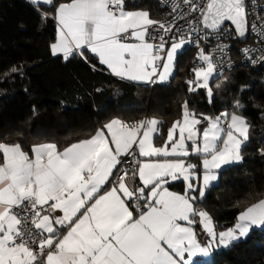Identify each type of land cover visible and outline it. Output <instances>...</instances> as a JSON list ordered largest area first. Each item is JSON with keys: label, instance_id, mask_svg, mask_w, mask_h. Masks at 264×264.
Segmentation results:
<instances>
[{"label": "snow or ice", "instance_id": "obj_1", "mask_svg": "<svg viewBox=\"0 0 264 264\" xmlns=\"http://www.w3.org/2000/svg\"><path fill=\"white\" fill-rule=\"evenodd\" d=\"M25 2L41 22L50 14L44 6L55 8L52 56L90 63V53L122 80L167 82L179 51L195 34L200 63L185 83L190 93L205 89L209 104L214 101L209 81L222 75L229 47L221 40L244 39L249 27L264 39V15L249 25L248 0H159L171 19L151 18L134 0L131 7L130 0ZM210 38L215 47L205 52L201 41ZM241 52L253 65L264 62V48ZM243 107L236 100L234 111L210 116L184 101L180 119L159 146L163 121L156 117L132 124L113 118L63 150L41 143L27 152L19 143L0 141V264H193L192 258L208 257L211 248L228 247L254 226L264 227V199L219 233L198 206L217 180L216 170L244 159L252 125ZM129 156L131 170L124 167ZM174 182L184 184L183 193L170 190ZM196 224L209 238L203 243Z\"/></svg>", "mask_w": 264, "mask_h": 264}, {"label": "trees", "instance_id": "obj_2", "mask_svg": "<svg viewBox=\"0 0 264 264\" xmlns=\"http://www.w3.org/2000/svg\"><path fill=\"white\" fill-rule=\"evenodd\" d=\"M63 2L67 0H54L57 6ZM135 5L154 17L158 14L152 0H137ZM43 11L50 14L41 22L40 14L25 0H0V141L19 143L27 152L37 143H55L62 150L89 139L113 118L132 124L156 117L163 121L160 139L155 140L159 146L180 119L184 101L197 113L214 116L234 111L239 100L244 106L241 114L252 125L244 159L220 171L218 184L207 190L198 206L217 228H225L264 199V66L216 76L210 84L214 101L209 104L204 90L190 93L185 83L194 75L193 49L177 55L174 75L167 83L153 88L132 84L108 74L90 54V63L79 56L68 62L52 56L50 44L55 42L57 26L50 16L55 8L44 6ZM91 65H96L95 70ZM13 68L18 71L12 72ZM170 190L181 193L184 185L173 183ZM195 264H264V227L214 252L211 263Z\"/></svg>", "mask_w": 264, "mask_h": 264}, {"label": "built area", "instance_id": "obj_3", "mask_svg": "<svg viewBox=\"0 0 264 264\" xmlns=\"http://www.w3.org/2000/svg\"><path fill=\"white\" fill-rule=\"evenodd\" d=\"M152 2L156 5L158 9V19H171V17L166 16V13L169 11L167 7H161L159 0H152ZM248 7H249V25L251 23L257 21V16L264 14V0H248ZM49 17V16H48ZM185 22L183 20L178 21L179 25H183ZM234 32V30H233ZM193 42L188 43L186 48L187 49H193L195 51V59H194V66L196 64L200 63L197 60V53L198 48L196 47L195 40L198 39L195 34L192 35L190 38ZM158 43V41H157ZM221 43L229 45L227 49V55L223 56L222 59L225 61V63L222 66V75L230 73L238 68H252V69H258L264 66V62L257 61L255 65H253L249 60H247L244 55L241 52V49L243 48H256L261 49L264 48V39L258 37L257 35L253 34L251 32V29L249 27V33L247 40L243 43L239 42L236 38H224L221 40ZM216 41L213 39H209L208 42L201 41V46L205 49V52H208L211 50V48L215 47ZM253 57L258 55V53H253ZM231 61V67L228 66V61ZM216 76H221L220 74H217ZM155 84H148L147 87L153 88ZM140 159V157H138ZM128 170H131L134 167V164L132 162L131 156L126 158V163L124 165ZM137 183H139L137 181ZM143 201H141V204Z\"/></svg>", "mask_w": 264, "mask_h": 264}, {"label": "crops", "instance_id": "obj_4", "mask_svg": "<svg viewBox=\"0 0 264 264\" xmlns=\"http://www.w3.org/2000/svg\"><path fill=\"white\" fill-rule=\"evenodd\" d=\"M135 1H137V0H134V2ZM129 4L131 5V0H130V2H129ZM131 7V6H130ZM139 8H141V7H139ZM141 9H144V8H141ZM145 10H148V9H145ZM149 11V10H148ZM150 12V11H149ZM54 17H55V12L53 13V15L52 16H50V18L55 22V24H56V26L58 27V25H57V22H56V20L54 19ZM157 17V18H156ZM156 17H154L152 14H151V18H153V19H158V14L156 15ZM90 54V53H89ZM91 56H93L92 54H90ZM94 57V56H93ZM97 60V59H96ZM97 62H98V60H97ZM106 71H107V73L108 74H110L111 76H113V77H115V78H117V79H120V78H118V77H116V76H114V75H112L111 73H110V70H107V68H106V66H103V65H101ZM120 80H122V79H120ZM122 81H126V82H129V83H132V84H136V85H143V86H147L148 84H145V83H143V82H133V81H128V80H122ZM169 81V80H168ZM167 81V82H168ZM167 82H163V83H156V84H164V83H167ZM5 143H7V142H5ZM9 144H13V143H10V142H8ZM75 143H77V142H75ZM38 144H41V143H37V144H35V145H38ZM63 150V149H62ZM146 158H144V157H140V160H145ZM187 159V158H186ZM235 164H238V163H235ZM232 165H234V164H232ZM232 165H230V166H232ZM227 167H229L228 165H225V166H222V168L221 169H218V170H216V172H217V176H218V178H217V180L216 181H213L212 183H211V185L209 186V188L210 187H212V186H215L216 184H218V182H219V179H220V176H219V173H220V171H222L223 169H225V168H227ZM202 182V181H201ZM174 183H177V182H174ZM184 185V184H183ZM198 186H199V184H198ZM105 187H109L108 185H105ZM208 188V189H209ZM207 189V190H208ZM207 190H206V192H207ZM181 193H183V192H181ZM205 195H206V193H205ZM198 219V218H197ZM194 227L196 228V230H197V232L199 233V236H198V238L200 239V241H201V230H199V226H198V224H196V225H194ZM255 228H260V227H253V229H255ZM252 229V230H253ZM252 230H250V232L252 231ZM249 232V233H250ZM248 236V235H247ZM246 236V237H247ZM246 237H244V238H241L240 240H243V239H245ZM202 242V241H201ZM187 258V257H186ZM192 260H193V264H195L196 262H199L200 260H201V262H205V263H209L208 261V259L207 258H205V257H200V256H197V257H194V258H192Z\"/></svg>", "mask_w": 264, "mask_h": 264}, {"label": "rangeland", "instance_id": "obj_5", "mask_svg": "<svg viewBox=\"0 0 264 264\" xmlns=\"http://www.w3.org/2000/svg\"><path fill=\"white\" fill-rule=\"evenodd\" d=\"M186 46H187V44H185L184 46H183V48L179 51V53H181V52H183L184 50H185V48H186ZM178 53V54H179ZM177 58V57H176ZM174 72H175V68H174V71H173V75H174ZM172 77H170L169 78V80L171 79ZM216 78V77H215ZM192 79H194V75H193V77H192ZM214 80V79H213ZM213 80H210L209 81V86L211 87V82L213 81ZM202 90H204L205 92H206V90L205 89H202ZM224 112V111H223ZM198 226H199V230H201V241H202V243L203 242H205L207 239H209L207 236H206V234H204L203 233V231H202V226L201 225H199L198 224ZM215 226V225H214ZM222 227V226H221ZM223 227H224V225H223ZM233 226H231V227H225V228H217L216 226H215V230H216V232L217 233H219V232H221V231H225V230H227V229H229V228H232ZM231 245V244H230ZM229 245V246H230ZM228 246V247H229ZM225 248H227V247H224V246H219V247H213V248H211L210 249V251H209V255H208V257H205V258H207L209 261V263H211V260H212V256H213V254H214V252H217V251H220V250H222V249H225ZM201 261V260H200Z\"/></svg>", "mask_w": 264, "mask_h": 264}, {"label": "water", "instance_id": "obj_6", "mask_svg": "<svg viewBox=\"0 0 264 264\" xmlns=\"http://www.w3.org/2000/svg\"><path fill=\"white\" fill-rule=\"evenodd\" d=\"M234 30V26H230ZM248 35L244 39H238L239 42L243 43L247 40ZM223 227V226H222Z\"/></svg>", "mask_w": 264, "mask_h": 264}]
</instances>
